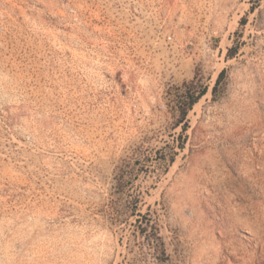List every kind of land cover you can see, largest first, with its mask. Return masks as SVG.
<instances>
[{"label": "rangeland", "instance_id": "1", "mask_svg": "<svg viewBox=\"0 0 264 264\" xmlns=\"http://www.w3.org/2000/svg\"><path fill=\"white\" fill-rule=\"evenodd\" d=\"M0 264H264V0H0Z\"/></svg>", "mask_w": 264, "mask_h": 264}, {"label": "trees", "instance_id": "2", "mask_svg": "<svg viewBox=\"0 0 264 264\" xmlns=\"http://www.w3.org/2000/svg\"><path fill=\"white\" fill-rule=\"evenodd\" d=\"M243 21H241V24ZM237 54V47H230L227 49L226 58L232 59ZM225 75V70H222L215 81L212 88V97L216 96L218 86ZM207 92V87L199 85L197 81H191L190 83L183 84L182 88L177 89L175 98V108L179 114V119L182 122L185 121L188 112L192 107L198 102V100L204 96ZM182 130H185V126H182ZM179 149H183V145H178ZM175 154L170 152V154H163L160 158L162 162H167L171 164L174 161ZM124 172H121L118 178L124 176ZM117 178V181H118ZM121 186V185H119ZM140 197L136 196L132 201L128 202L130 216L134 218V222L130 224L133 227V232L141 236L142 240L146 243V246L151 251L152 257L157 261H163L166 259V249L164 241L160 235V228L157 224L156 218L147 210L146 213L142 214L138 212V203L140 202ZM127 223V221H124Z\"/></svg>", "mask_w": 264, "mask_h": 264}]
</instances>
